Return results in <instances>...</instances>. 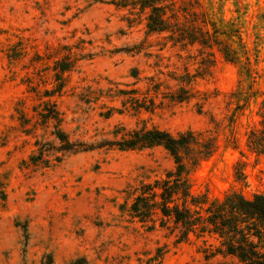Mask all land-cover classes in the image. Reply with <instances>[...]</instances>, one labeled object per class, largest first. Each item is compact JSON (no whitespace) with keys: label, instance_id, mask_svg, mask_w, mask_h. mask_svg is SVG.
Returning a JSON list of instances; mask_svg holds the SVG:
<instances>
[{"label":"rangeland","instance_id":"obj_1","mask_svg":"<svg viewBox=\"0 0 264 264\" xmlns=\"http://www.w3.org/2000/svg\"><path fill=\"white\" fill-rule=\"evenodd\" d=\"M189 1H198L223 29L240 28L256 78L248 90L255 95L241 109L239 65L218 52L212 66L201 65L196 47L160 51L162 38L147 36L144 23L129 26L127 12L110 0H0V264H44L49 255L54 264L77 257L92 264H145L158 250L161 264H241L220 255L206 259L209 245H218L212 238L207 244L194 237L180 241L178 231L150 229L122 212L140 182L173 169L162 148H102L49 168L34 166L35 141L53 138L35 118L22 127L17 112L34 116L37 93L55 86L54 64L73 55L78 62L56 98L62 128L73 141H111L118 127L205 132L216 138L217 151L192 173L194 194L264 195V156L248 146L264 111V0ZM186 71L194 77L193 98L173 102L170 93L178 87L172 76ZM131 90L154 100L151 112L123 107L118 92Z\"/></svg>","mask_w":264,"mask_h":264},{"label":"trees","instance_id":"obj_2","mask_svg":"<svg viewBox=\"0 0 264 264\" xmlns=\"http://www.w3.org/2000/svg\"><path fill=\"white\" fill-rule=\"evenodd\" d=\"M109 5L127 12L124 20L129 26L135 22L144 23L147 36L161 37L164 43H161L160 51L168 45L181 51L196 47L203 56L201 65L212 66L216 52L226 62L239 65L243 79L240 81L242 93H239L237 108L241 109V102L249 101L255 95L248 93L256 78L240 28L235 31L223 29L221 22L203 11L198 1L192 4L189 0H110ZM226 25L236 27L233 23ZM77 62L75 56L69 55L54 64L55 86L37 93L40 102L33 108L31 119L23 110H17L22 127L28 126L35 118L36 126L50 129L53 138L44 144L35 141L36 151L29 158L30 164L49 168L61 163L66 156L102 148L123 152L162 148L173 160V169L161 178L140 182L131 192V203L122 206V212L150 229L159 226L172 232L178 231L180 241H189L194 237L207 244L206 238L214 239L218 245H209L206 259L220 255L232 257L241 264H264V195L255 194L249 198L240 192L230 191L221 199H211L206 194L196 195L192 190V173L217 151L215 137L205 132L188 130L172 134L156 127L141 126L131 130L118 127L113 132V140L95 145L70 138L62 128L63 120L56 98L63 93L65 74L73 71ZM138 75L136 71L132 72L133 78L138 79ZM193 78L187 71L184 75L172 76L178 87L170 93L173 102L183 103L193 98L190 88ZM153 89H156L155 93L158 91L155 86ZM118 95L124 97L123 107L128 105V109L137 114L151 112L150 106L154 105L153 99L138 96V90L119 91ZM260 117L261 129L253 128L249 132L248 146L258 156H264V111ZM48 259L44 264H54L52 256L49 255ZM162 259V251L158 250L145 264H161ZM64 264L92 263L85 257H77Z\"/></svg>","mask_w":264,"mask_h":264}]
</instances>
